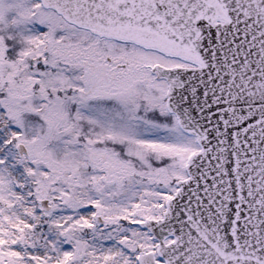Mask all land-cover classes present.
Masks as SVG:
<instances>
[{"label":"snow or ice","instance_id":"obj_1","mask_svg":"<svg viewBox=\"0 0 264 264\" xmlns=\"http://www.w3.org/2000/svg\"><path fill=\"white\" fill-rule=\"evenodd\" d=\"M0 264H264V0H0Z\"/></svg>","mask_w":264,"mask_h":264}]
</instances>
